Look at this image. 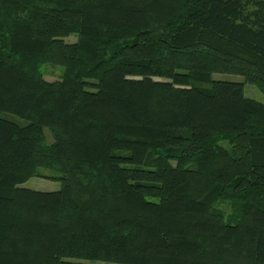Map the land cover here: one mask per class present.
Here are the masks:
<instances>
[{
    "label": "trees",
    "instance_id": "16d2710c",
    "mask_svg": "<svg viewBox=\"0 0 264 264\" xmlns=\"http://www.w3.org/2000/svg\"><path fill=\"white\" fill-rule=\"evenodd\" d=\"M243 83L264 94V0H0V264H264ZM40 168L57 189L21 185Z\"/></svg>",
    "mask_w": 264,
    "mask_h": 264
},
{
    "label": "rangeland",
    "instance_id": "374dc122",
    "mask_svg": "<svg viewBox=\"0 0 264 264\" xmlns=\"http://www.w3.org/2000/svg\"><path fill=\"white\" fill-rule=\"evenodd\" d=\"M66 41H73L75 40V36L73 34L68 35L64 38ZM40 69L42 71V76L44 79L48 81L57 80L63 70V67L61 65H54L50 63H43L40 66ZM213 77L215 78H227V79H239L240 77L238 75L234 74H226V73H215L213 74ZM243 94L256 101L264 104V94L260 92L254 85L249 83H243ZM45 141H50V137L48 135V132L45 131L44 134ZM221 146H226L225 141L219 143ZM39 175L37 176H31L29 177L24 183L21 185L24 187L36 189V190H54L58 188V181L55 179L56 173L52 170L40 168L38 170ZM218 208L222 210L223 217L225 219H231V209L230 205L226 201H219L216 205Z\"/></svg>",
    "mask_w": 264,
    "mask_h": 264
}]
</instances>
